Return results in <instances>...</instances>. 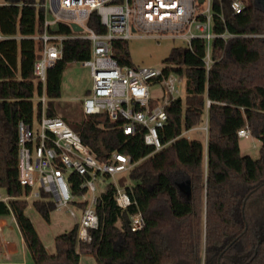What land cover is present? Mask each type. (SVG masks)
Returning <instances> with one entry per match:
<instances>
[{"label": "trees", "instance_id": "trees-1", "mask_svg": "<svg viewBox=\"0 0 264 264\" xmlns=\"http://www.w3.org/2000/svg\"><path fill=\"white\" fill-rule=\"evenodd\" d=\"M242 1L244 10L235 14L231 0H212L215 37L192 38L164 60V74L183 78L186 96L166 109L168 120L159 130L163 149L155 152L146 145L145 128L126 135L123 120L112 121L107 114L83 112L77 124L65 119L100 162L122 153L135 165L126 184L110 182L101 195L96 207L100 225L91 231L92 241L79 239L76 223L56 237L55 254L47 251L27 215L28 202L22 197L29 190L18 180L19 125H33L42 93L34 74L42 43L33 36L44 33L47 0L0 5V191L11 198L8 204L0 201V217L15 218L32 258L26 264H80L83 254L93 255L98 264H264V8L259 0ZM198 19L206 21L203 15ZM88 25L98 34L107 32L96 12ZM49 31L76 33L61 21ZM92 50L86 39L64 41L62 58L48 72V116L57 117L54 100L61 95L67 67L89 60ZM112 56L121 67H137L128 40H113ZM36 116L39 121V103ZM206 117L204 142L183 135L202 126ZM247 126L261 142L257 159L241 152L238 133ZM66 174L81 216L87 207L80 199L85 178ZM118 187L137 204L121 209ZM33 205L50 222L56 210L53 199L43 195ZM138 210L145 223L133 232L131 216Z\"/></svg>", "mask_w": 264, "mask_h": 264}, {"label": "built area", "instance_id": "built-area-1", "mask_svg": "<svg viewBox=\"0 0 264 264\" xmlns=\"http://www.w3.org/2000/svg\"><path fill=\"white\" fill-rule=\"evenodd\" d=\"M50 9L54 11L55 21L45 20V30L33 39L42 43L40 57L34 65V74L42 84V93L36 102L41 105V119L38 129L23 122L19 125V184L28 189L22 199L40 200L43 195L50 196L56 209L66 208L77 220L78 211L73 203L77 196L73 194L66 171H73L85 178L80 188L84 190L80 199L87 207L79 223V239L82 242L92 241L91 231L100 225L96 207L100 203L103 191H98V184H103L104 177L115 181L119 174H127L134 167L132 158L122 153H114L108 162H100L86 146L81 137L59 117L47 115L48 72L62 58L64 41L70 39H86L92 43V57L83 62L91 69L93 80L92 91L83 100V112L86 115L107 114L112 121L123 120L122 130L126 135H135L141 126L146 129L144 140L155 152L164 148L160 141L159 130L168 120L167 107L181 97L185 84L183 78L170 74L166 76L162 69L151 67H121L112 56V43L115 39L129 40L135 29L132 18L138 5L137 24L147 29L157 20L170 27L182 20L187 14V4L183 0H126V3L114 4V0H51ZM207 12L203 13L206 21H199L196 26L199 35L191 34L190 38L200 37L210 41L215 37L211 33L210 3ZM133 6V8H132ZM235 14L244 10L242 0H231ZM96 12L105 34H98L89 27L88 21ZM71 26L76 23L83 28L81 33L63 35L51 33L49 30L57 22ZM196 21V20H195ZM167 25V26H168ZM223 37H227L223 35ZM4 37L0 34V40ZM156 81L161 87V100L152 105L153 94L151 82ZM159 81V82H158ZM208 107L210 102H208ZM208 134V118L198 128ZM193 130V129H192ZM191 131V130H189ZM183 133L186 136L187 132ZM240 138H249V127L238 133ZM11 198L0 193V201L8 204ZM117 204L121 209H128L137 203L132 200L125 188L118 187ZM144 218L140 210L131 216V230L138 232L144 227Z\"/></svg>", "mask_w": 264, "mask_h": 264}, {"label": "rangeland", "instance_id": "rangeland-1", "mask_svg": "<svg viewBox=\"0 0 264 264\" xmlns=\"http://www.w3.org/2000/svg\"><path fill=\"white\" fill-rule=\"evenodd\" d=\"M183 1L185 4H187L188 9L187 14L182 20H178L175 25L170 27L168 24L160 23L156 18V22L148 26L147 29L140 27V25L137 24L136 19L138 17L139 7L138 5H134L136 13L132 18V25L134 26L135 32L133 37L130 38L128 42L131 58L136 66L162 69L164 66V60L170 55L174 47H186L191 41V34H200V31L196 27L199 24V21L197 20H199V16L204 15L203 13L207 12L208 0H206L202 5L198 4V0ZM48 2L49 0H47V4ZM5 3L6 0H0V5ZM46 17L49 22L55 21L56 18L54 11L48 8ZM92 86L93 80L91 76V69L89 67H85L83 63L80 62L70 64L63 74L61 95L56 100H54V109L57 112V117L62 118L63 120H70L74 124H77V122L83 117V100L91 94ZM151 92L153 94L152 103L156 105L159 103V100H161L162 97L161 87L158 84H153L151 85ZM181 96L183 99L186 96L185 85H183ZM35 103V119L33 128L36 132L39 121L37 120L36 116L37 102ZM202 126L194 128L189 137L197 138L204 142L206 140V134L205 132L199 131L198 129ZM240 147L243 155H250L255 159L260 157L261 142L252 136L249 138H240ZM125 178L126 174H119L115 177V181L118 184L123 185L128 181ZM103 180V184H98L97 194H99L100 191L105 192L110 182L114 181L112 178H105ZM0 193L4 194L3 191H0ZM33 204V199L28 202L26 213L31 218L47 251L50 254H55L56 237L69 232L80 219V216H78L76 220L69 214L68 209L58 208L51 213L50 222H47L34 208ZM31 262L32 259L30 257L29 263ZM80 264L98 263L93 255L83 254Z\"/></svg>", "mask_w": 264, "mask_h": 264}, {"label": "crops", "instance_id": "crops-1", "mask_svg": "<svg viewBox=\"0 0 264 264\" xmlns=\"http://www.w3.org/2000/svg\"><path fill=\"white\" fill-rule=\"evenodd\" d=\"M51 4L52 1L49 0L46 8L50 9ZM192 132L193 130L187 132L186 136L189 137ZM30 257L15 218L0 217V264H26Z\"/></svg>", "mask_w": 264, "mask_h": 264}, {"label": "water", "instance_id": "water-1", "mask_svg": "<svg viewBox=\"0 0 264 264\" xmlns=\"http://www.w3.org/2000/svg\"><path fill=\"white\" fill-rule=\"evenodd\" d=\"M206 0H198V4L202 5L205 3ZM260 4L263 6L264 8V0H259ZM71 27L73 28V30L76 32V33H81L83 31V28L81 26H79L78 24L76 23H72L71 24Z\"/></svg>", "mask_w": 264, "mask_h": 264}]
</instances>
